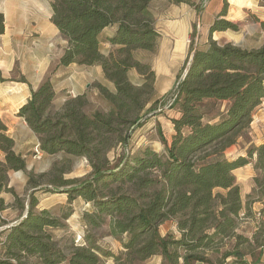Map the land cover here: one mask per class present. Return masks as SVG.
Wrapping results in <instances>:
<instances>
[{
	"label": "trees",
	"instance_id": "1",
	"mask_svg": "<svg viewBox=\"0 0 264 264\" xmlns=\"http://www.w3.org/2000/svg\"><path fill=\"white\" fill-rule=\"evenodd\" d=\"M152 1L50 0V22L66 46L50 73L30 89L17 116L35 135L40 153L60 154L62 159L47 172H26L25 159L16 152L0 116V264H107V259L112 264H141L154 256L166 264H262L264 235L238 232L250 212L234 172L252 165L248 198L264 200V144L248 149L246 157L229 160L225 154L244 139L264 99V40L257 49L213 40L215 32L238 31L237 24L223 18L226 2L209 28L206 47L195 48L193 38L176 74L169 107H175L178 116L171 120L170 142L160 136L164 152L144 147L113 161L108 158L141 126L146 94L155 82L150 63L135 58L157 47ZM257 1L264 6V0ZM109 27L115 31L107 38L111 50L105 55L99 37ZM3 33L0 13V36ZM70 65L101 68L111 87L96 85L108 104L105 111L88 110L85 95L67 98L55 108V73ZM130 69L145 79L140 86L129 81ZM18 81L26 83L23 76ZM71 158L85 159L90 172L66 178ZM19 171L27 177L25 197L10 184V174ZM39 192L64 194L68 205L78 198L90 204L82 216V244L70 235L56 239L51 234L67 228L72 210L38 209ZM7 193L13 197L11 205L5 203ZM10 208L19 214L8 224L2 213ZM168 220L178 236L160 235L159 226ZM105 236L120 240L122 250L114 254L102 248Z\"/></svg>",
	"mask_w": 264,
	"mask_h": 264
},
{
	"label": "rangeland",
	"instance_id": "2",
	"mask_svg": "<svg viewBox=\"0 0 264 264\" xmlns=\"http://www.w3.org/2000/svg\"><path fill=\"white\" fill-rule=\"evenodd\" d=\"M8 0L5 5L13 4L17 8L13 27L20 26L12 37L14 52L19 57L8 81H18L20 78L21 65L24 70L33 75L43 72L47 76L56 65L65 42L59 37L56 30L49 23L50 0ZM227 3V14L223 18L238 26V31L215 32L212 39L218 42H232L244 49H257L264 40V6L257 0H190L189 4H174L167 0H154L151 2V10L154 14L155 29L159 33L157 47L154 53H138L135 58L143 63H150L155 73V82L152 90L146 89L147 103L145 113L140 120L141 126L135 129L126 146L117 145L108 153V158L113 161L123 153L134 154L144 147L162 154L164 145L160 141L162 136L167 143L174 134L171 120L178 116L176 108L169 107L170 93L176 83V74L182 66L191 41L194 38V47L204 49L208 43L209 28L214 19ZM16 25V26H15ZM111 30H104L100 39V51L108 54L111 46L107 42ZM49 68L47 69V65ZM38 70V71H37ZM56 76V77H55ZM54 84L57 96L54 102L55 108H59L65 99L79 95H85L88 101V110L105 111L108 107L98 94L96 85L100 81L105 87L111 89L103 81L100 69L94 66L71 65L59 68L55 73ZM129 81L140 86L144 78L135 69L127 72ZM13 87L15 84H11ZM88 85V86H87ZM22 94H20V97ZM19 97V98H20ZM0 116L7 125L9 135L15 140L16 152L21 154L26 162V172L34 174L47 172L54 162L60 161L62 155H44L37 147L36 137L27 128L26 124L16 116V105L11 104L6 98H0ZM264 144V99L255 109L252 123L244 139L226 151L229 160L246 157L247 150ZM72 171L66 178H80L90 172V168L83 158H71ZM10 174V184L16 194L25 197L28 193L27 177L19 171ZM236 181L240 187V196L244 205L249 203V215H245L240 221L238 232L247 237L260 232L264 235V200L252 202L248 195L252 192V178L254 172L252 165H246L234 172ZM222 192V191H221ZM39 204L38 209H50L58 206H69L72 215L66 221L67 228L51 230V234L60 239L68 237L82 244L85 235L83 225V213L90 210V204L82 199H76L70 205L67 197L61 193L36 194ZM5 203L13 204L11 194L3 195ZM19 210L10 208L2 213V218L10 224L18 217ZM247 216V217H246ZM4 227H0V231ZM106 230V229H103ZM161 236L172 234L178 236L174 223L171 220L162 223L159 228ZM124 239V236L121 237ZM100 246L117 254L122 250L121 241L105 236L100 240ZM264 264V251L261 258ZM107 264H112L107 259ZM141 264H166L161 256H154ZM199 264V263H195Z\"/></svg>",
	"mask_w": 264,
	"mask_h": 264
},
{
	"label": "crops",
	"instance_id": "3",
	"mask_svg": "<svg viewBox=\"0 0 264 264\" xmlns=\"http://www.w3.org/2000/svg\"><path fill=\"white\" fill-rule=\"evenodd\" d=\"M3 1L4 0H0V13H2L3 18H4V33L0 36V98H6L11 104L16 105V116H17L19 108L30 97V89L31 88L35 89L41 83L44 76H43V72L42 73L37 72L36 74L33 75L31 72H28V71L24 70L23 68H21V67H23L21 65V67H19L20 71H21L20 75L25 78L26 83H23L20 81H15V82L8 81L10 79L11 73L13 72V69L15 67L16 62L19 61V57H18V55L15 54L14 47L12 44L13 42H11V41H12V37L16 33V30H14V29H18V27H20V26L15 25L16 27H13V24H12L16 18L17 8L14 7L13 4L12 5L11 4L5 5L6 3L5 4L2 3ZM5 1H8V0H5ZM16 1H14V2H16ZM49 6H50V2H49ZM50 18H51V8H50L49 20H50ZM49 23L56 30V33H58V35H59L58 30L53 26V24L50 21H49ZM109 30H111V33L109 35V36H111L113 34V32L115 31V28L109 27ZM65 46H66V42H65L64 47ZM48 68H49V64L47 65V69ZM64 68H66V67H64ZM97 68L100 69V72L102 73L101 68L99 66H97ZM102 77H103V74H102ZM102 79H103V81H105V84H108L106 82V80L104 79V77ZM98 82L100 84H102L100 81H98ZM11 84H15V86L13 87V85H11ZM102 85H104V84H102ZM54 86H55V84H54ZM54 89H55V87H54ZM55 92H56V90H55ZM20 94H22L21 97H20ZM56 94H57V92H56ZM19 118L20 117H18V119ZM20 119L25 123V121L22 118H20ZM31 133H32V131H31ZM37 145H38V142H37Z\"/></svg>",
	"mask_w": 264,
	"mask_h": 264
},
{
	"label": "water",
	"instance_id": "4",
	"mask_svg": "<svg viewBox=\"0 0 264 264\" xmlns=\"http://www.w3.org/2000/svg\"><path fill=\"white\" fill-rule=\"evenodd\" d=\"M37 147H38V145H37Z\"/></svg>",
	"mask_w": 264,
	"mask_h": 264
}]
</instances>
